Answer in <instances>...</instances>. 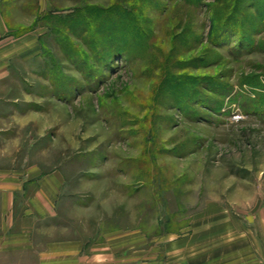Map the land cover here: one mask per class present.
Listing matches in <instances>:
<instances>
[{
  "label": "rangeland",
  "instance_id": "rangeland-1",
  "mask_svg": "<svg viewBox=\"0 0 264 264\" xmlns=\"http://www.w3.org/2000/svg\"><path fill=\"white\" fill-rule=\"evenodd\" d=\"M0 8L34 30L0 92V167L60 170L59 223L115 211L147 247L215 211L264 257V0Z\"/></svg>",
  "mask_w": 264,
  "mask_h": 264
},
{
  "label": "crops",
  "instance_id": "crops-1",
  "mask_svg": "<svg viewBox=\"0 0 264 264\" xmlns=\"http://www.w3.org/2000/svg\"><path fill=\"white\" fill-rule=\"evenodd\" d=\"M15 26L0 8V92L10 90V60L33 51V28ZM42 168L0 167V264H264L255 237L244 242L240 226L225 227L215 211L216 220L199 218L147 247L136 227L107 223L115 211L84 216L73 232L58 222L66 177Z\"/></svg>",
  "mask_w": 264,
  "mask_h": 264
}]
</instances>
